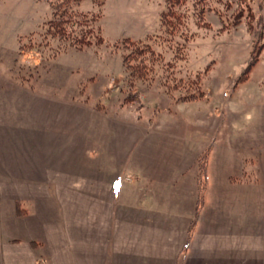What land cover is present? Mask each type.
Here are the masks:
<instances>
[{"label":"rangeland","instance_id":"374dc122","mask_svg":"<svg viewBox=\"0 0 264 264\" xmlns=\"http://www.w3.org/2000/svg\"><path fill=\"white\" fill-rule=\"evenodd\" d=\"M262 1L0 0V132L35 126L28 118L38 110L77 115L67 129L81 133L97 124L139 131L135 149L145 140L160 145L161 156L215 138L264 164ZM172 4L185 24L167 35L161 14ZM62 24L61 37L55 32ZM88 30L102 42L70 46ZM138 43L160 55L142 56L153 65L142 77L123 62ZM128 63L137 64L131 57Z\"/></svg>","mask_w":264,"mask_h":264},{"label":"crops","instance_id":"0c3cea01","mask_svg":"<svg viewBox=\"0 0 264 264\" xmlns=\"http://www.w3.org/2000/svg\"><path fill=\"white\" fill-rule=\"evenodd\" d=\"M38 112L0 132V264H264L263 163L215 138L161 156L135 149L139 131L81 133L67 129L77 115Z\"/></svg>","mask_w":264,"mask_h":264},{"label":"trees","instance_id":"16d2710c","mask_svg":"<svg viewBox=\"0 0 264 264\" xmlns=\"http://www.w3.org/2000/svg\"><path fill=\"white\" fill-rule=\"evenodd\" d=\"M79 1V0H78ZM264 1V0H263ZM262 1V2H263ZM176 6V4L168 5L167 9L161 14V26L164 29L165 33L167 35L175 34V32L182 28V24H185V19L183 20L181 18L180 23V17L178 18L175 15V11L173 8ZM173 7V8H172ZM205 12L202 14L204 15ZM197 15V21L199 20L200 12L196 13ZM55 23V22H54ZM64 24L66 21L63 22ZM53 25V22L51 23ZM62 24L59 26H56V34L59 36L66 35V29L65 25ZM59 25V24H57ZM68 37V36H67ZM94 37V38H92ZM92 40L96 41V43L102 42V38L99 36L98 33L93 35L92 30H88L85 32H81L79 35V32L77 33L76 41H70V46H73L75 48H82L85 45H90L92 43ZM128 42V41H127ZM132 43V42H128ZM134 45V44H133ZM144 54H148L151 57H159V54H154V51L151 49V47L148 44L144 43H138L135 44L134 50L129 54L124 56V64L127 68H132V73L134 76L142 77L144 76L145 72L150 71L151 68H153V65L150 64V68H147V65L144 61V58L142 57ZM132 58V60L137 64L135 65H129L128 61L129 58ZM153 61V60H152ZM203 97V93L200 92L198 95H189L184 97H179L178 101L180 102H187V101H193L198 98ZM207 163H208V151L206 150L203 152L200 157L197 160V175H196V181H197V201H196V213L200 208L203 206L204 203V194L206 189V181H207Z\"/></svg>","mask_w":264,"mask_h":264}]
</instances>
